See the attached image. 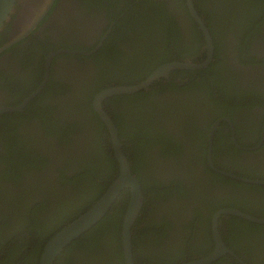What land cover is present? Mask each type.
Wrapping results in <instances>:
<instances>
[{
    "label": "flooded vegetation",
    "instance_id": "obj_1",
    "mask_svg": "<svg viewBox=\"0 0 264 264\" xmlns=\"http://www.w3.org/2000/svg\"><path fill=\"white\" fill-rule=\"evenodd\" d=\"M192 3L211 36L213 54L209 64L201 69H174L167 78L160 77L140 90L145 94L135 96L137 100L128 97L122 102L110 101L112 114L103 104L112 119H121L120 126L113 120L118 136L120 127L130 125L132 129V125H137L147 129V135L136 145L134 140L122 138L128 140L131 161L141 180L149 184L146 190L153 195L146 200L143 193L144 203L131 229L132 237L134 226L143 239L147 237L141 246L153 263L178 253L177 248L185 243L186 253L177 258L179 264L211 253L215 244L213 218L221 209L264 218V184L232 177L264 181V0ZM159 5L170 13L166 28H155L158 18L152 27H147L145 19L138 20L140 27L131 28L129 18L123 25L131 10L149 12L147 8L152 6L157 11ZM115 25L117 34L109 37ZM142 40L153 44L149 57L156 60L170 54L169 62H202L207 54L204 34L188 9L187 0L15 1L0 30V107L21 105L48 72L43 88L22 110L0 113L11 115L0 117V127H15L13 133L8 129L9 141L19 138L26 150L28 145L50 159L46 168L31 174L35 178L25 174L27 188L18 189L21 207L24 203V207H29L31 198L40 201L38 192L45 185L60 194L62 187L58 188L55 180V168L67 162L69 150L74 158L80 157L86 151L82 145L87 136L102 129L103 121L93 108L96 90L114 85L110 79L117 78L121 71L126 74L127 63L142 66L137 72L148 64L149 74L160 66L150 69L149 57L142 63ZM52 53L55 54L47 64ZM118 58L121 64L115 65ZM102 70L106 74H101ZM168 83L170 88L166 87ZM65 123L72 131L68 141L63 140V134L60 140L58 134L47 136L50 129H62ZM105 133L109 137L108 130ZM3 151L5 148L0 146V153ZM7 184H0L2 194ZM3 209L5 201L0 202V222L7 214ZM20 223L19 220L9 229L8 239L20 231ZM162 230L165 237L161 236ZM218 231L232 253L211 264H264V246L258 259L247 241L260 233L264 236V224L221 215ZM147 257L140 254L138 264H150ZM72 264L120 262L103 255L90 262L76 260Z\"/></svg>",
    "mask_w": 264,
    "mask_h": 264
},
{
    "label": "trees",
    "instance_id": "obj_2",
    "mask_svg": "<svg viewBox=\"0 0 264 264\" xmlns=\"http://www.w3.org/2000/svg\"><path fill=\"white\" fill-rule=\"evenodd\" d=\"M147 9H149V12L138 9L131 10L129 15L125 17L126 21L123 25L129 18L132 21L131 28H136L140 24L138 20L145 19L147 27H152L158 18L159 24L155 28L164 29L167 27V21L170 19V13L166 11L167 7L159 5V10L157 11L153 10L152 6H149ZM115 28L116 25L113 27L109 37L117 34ZM122 29L123 33H127L124 28ZM163 33L166 32L163 30ZM142 42L143 47L142 53L140 54L143 56V63L144 58L149 57L152 53L154 46L150 41L142 40ZM134 45L135 48H137L136 40ZM147 60L152 63V65H150L151 69L153 66L157 67L165 62L171 61L172 58H170V54H166L165 57H162L159 60L150 57ZM119 64H121V58H118L115 63V65ZM148 66L149 65L146 64L142 72H137L136 70L142 69V66L138 67V63L133 65L127 63V73L125 74L121 71V75L115 79H110L109 82H114V85L135 84L141 81V79L143 80L149 74V72H146ZM102 67H105L104 63ZM104 72L106 71L102 70L101 74H106ZM200 82H203V80ZM109 85L111 86V84ZM109 85L98 88L96 93ZM171 86L170 83L166 85V87L169 88ZM162 90H164V87H162ZM138 94L143 95L145 93L139 91L133 94L111 96L108 97L103 104L108 108L109 113L112 114L109 109L110 101L122 102L126 100L125 98L129 97L133 99L135 96H140ZM134 99L137 100L138 97H135ZM149 101L150 100H147L145 102ZM130 107L136 111L132 105H130ZM90 111L93 114L91 108ZM10 116V114H3L0 117L5 119ZM127 117L130 118L129 115H127ZM113 120L117 126L121 125V119L119 117L117 119L113 117ZM52 123L54 124V122ZM50 124L51 123H49V125ZM102 125V129L98 128L100 130L98 131V134L87 136L86 143L82 145L86 151L81 153L80 157H76L75 161L67 159V162L63 164V166L55 168L57 173L55 180L58 184V188L62 187L60 194L58 193V190H51L48 185H45L41 187L40 192H38L41 200L34 201V198H31L28 200V202H32L30 206L24 207L26 205V203H24V211L21 210V213L18 214H16V211L19 208H23L21 207L20 201L21 191L19 192L18 189L25 190L27 188L25 174L32 177L33 175L31 174L46 168L50 163V159L38 154L36 150L34 151L28 145L26 150L24 143L20 141L19 138H11L16 142L12 140L9 141L8 139H10V137H7V134L9 130L10 133H13L15 127H10L9 125H7V129L0 127V146L5 148V151L0 153V184L8 183V187L5 189L4 194H2V189L0 188V202L5 201L6 209L3 210L7 212V214L2 213V221L0 222V264H39L40 255L45 243L64 225L86 211L99 198L103 191L109 186L113 178L118 174V163L113 157L111 142L108 135L105 133L107 132V129L103 122ZM45 127L46 125L43 127L44 131ZM122 128L124 127H120L119 139L124 143L123 151L131 163L132 172L137 174L136 177L140 180L139 182L142 186L145 199H152L153 195H150L147 191L149 184L147 182L144 183L143 180H141L135 163L131 161L132 158L130 156L129 142L122 138L124 137L125 139L129 138L134 140V145H136L143 140L145 135H147V129L145 127L139 128L137 125H132V129L130 128V125L124 129ZM71 132L72 131H70L67 123H65L62 129H59L58 127L50 129L47 136H56L58 134L59 139L60 135L63 134V140L68 141ZM90 136L91 138H89ZM68 152V157L74 158L73 153L70 150ZM33 177L35 178L36 176ZM27 185L32 184L27 182ZM171 188L178 190L177 186H172ZM128 199L129 190H122L109 212L92 228L73 240L56 258L54 264H72L73 261L76 260L90 262L98 256L103 255L109 257L113 262L124 264L121 230ZM52 213L53 216H51ZM46 218L52 222L45 221ZM232 218L236 220L239 219ZM19 220L21 223L17 230L20 231L16 232L12 238L8 239L9 236L6 237L7 232L14 224L17 225ZM135 227L136 226L133 228L132 237L133 257L134 264H138L140 254L147 257L146 252L143 251L141 246L142 243L144 244V240L147 239V237L145 236L143 239L140 230L137 229L136 233ZM149 227L152 228L151 226ZM164 230L161 231V236L163 237L166 236ZM157 243H161V241L157 240ZM186 246V243L185 246H179L177 248L178 253H173L174 255L169 254L163 258L161 257L159 258V261H156L155 263L147 257V263L179 264V259L177 258H180L181 254L186 253ZM247 246L248 245L246 244L245 247ZM245 247L244 250L247 249ZM231 248L233 249L234 247ZM201 249L203 252L204 246ZM235 250L238 253V250Z\"/></svg>",
    "mask_w": 264,
    "mask_h": 264
},
{
    "label": "water",
    "instance_id": "obj_3",
    "mask_svg": "<svg viewBox=\"0 0 264 264\" xmlns=\"http://www.w3.org/2000/svg\"><path fill=\"white\" fill-rule=\"evenodd\" d=\"M15 1L16 0H0V30L3 27L4 23L8 20L9 14L13 9ZM187 6L191 15L198 21L200 28L204 34L207 51L206 58L202 62L174 61L164 63L153 70L144 81L133 85H112L100 90L95 94L93 99V108L99 115L100 119L104 122L108 130L113 155L118 163V175L101 194V196L86 211L64 225L45 243L40 255L39 264H54L56 258L73 240L92 228L109 212L110 208L120 195L121 191L124 189L129 190V202L126 213L124 215L121 231L123 259L125 264H134L131 229L142 209L144 196L139 180L132 172L131 163L128 160L127 155L123 151L122 143L119 140L117 127L115 126V123L113 122L110 114H108L104 110L103 102L105 99L111 96L133 94L142 89H145L156 79L160 77L167 78L169 73L174 69H201L209 64L213 54L211 36L207 27H205L201 18L195 11L192 0H187ZM28 31L29 29H27V32ZM73 53L78 52L74 51ZM81 53L89 54L86 52ZM54 54L55 53H52L48 57L47 64ZM47 76L48 72L46 71L44 80L41 85L21 105L16 107H0V113L22 110L26 102L43 88L47 80ZM223 174L231 176L224 172ZM232 177L246 183L264 184V181L262 180L242 179L236 176ZM221 215H233L253 223L264 224V218H257L235 209H221L214 215L213 218V239L215 244L211 253L203 257L192 259L182 264H211L223 255L232 253V251L225 245L224 240L222 239L218 231V218Z\"/></svg>",
    "mask_w": 264,
    "mask_h": 264
},
{
    "label": "rangeland",
    "instance_id": "obj_4",
    "mask_svg": "<svg viewBox=\"0 0 264 264\" xmlns=\"http://www.w3.org/2000/svg\"><path fill=\"white\" fill-rule=\"evenodd\" d=\"M67 159L75 161L76 158L67 157ZM45 221H49L48 218H46ZM49 222L51 223L52 221H49ZM247 241L250 244L251 249L253 250L256 258L260 259L261 256H259L258 253H259V250L261 249V246H264V236L262 235V233L257 234L256 236H253V237H248Z\"/></svg>",
    "mask_w": 264,
    "mask_h": 264
}]
</instances>
